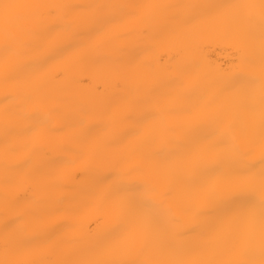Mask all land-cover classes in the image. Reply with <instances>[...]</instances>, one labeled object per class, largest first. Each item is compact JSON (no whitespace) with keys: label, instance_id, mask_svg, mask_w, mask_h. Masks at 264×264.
<instances>
[{"label":"snow or ice","instance_id":"6c2138e0","mask_svg":"<svg viewBox=\"0 0 264 264\" xmlns=\"http://www.w3.org/2000/svg\"><path fill=\"white\" fill-rule=\"evenodd\" d=\"M178 18L195 23L161 24ZM208 40L235 49L228 69L204 67L190 55ZM161 43L175 51L163 69L146 58L109 55ZM92 56L114 73L122 96L110 118L129 125L119 140L93 137L85 146L81 158L92 178L76 205L61 209L64 221L52 223L44 194L54 180L33 164L51 117L48 83L64 74L51 71L52 61ZM0 67L6 85L14 69L28 72L23 107H6L3 117L0 264H264V0H0ZM161 70L169 95L189 104L144 89ZM146 96L153 103L137 111ZM20 135L25 155L17 157ZM85 219L96 227L85 232Z\"/></svg>","mask_w":264,"mask_h":264},{"label":"bare ground","instance_id":"6f19581e","mask_svg":"<svg viewBox=\"0 0 264 264\" xmlns=\"http://www.w3.org/2000/svg\"><path fill=\"white\" fill-rule=\"evenodd\" d=\"M9 2H46V3H94L118 2L138 3L143 0H9ZM163 3L185 4H224L231 0H155ZM195 22L187 18L162 21V26L170 29L188 27ZM195 57L207 68L228 69L236 57L235 49L227 42L208 40L201 43L190 55ZM117 61L146 58L163 69L171 64L175 58L174 49L161 43L151 51L146 52L144 45L135 49H125L109 54ZM52 72L63 70V76L48 83L49 102L47 112L51 117L46 125L48 132L43 145L34 150L33 164L40 166L50 175L54 184L44 194V208L52 223L63 222L67 211L71 210L84 196L85 189L93 173L85 171L86 164L81 158L85 146L93 137L119 140L129 121L123 118H110L112 111L122 103V96L114 84V73L110 68L103 66L95 56L85 58L79 62L62 59L52 61ZM16 79L6 85L3 69L0 67V194L3 191V153L5 142L4 111L8 107L15 111L23 107V98L27 91L26 80L28 72L23 67L14 69ZM172 85L167 74L161 70L145 83L144 89H155L162 93L166 99L177 105H187L191 101L183 96L169 95ZM11 94V99L5 101V93ZM153 103L151 96L134 105L139 111L146 105ZM85 107L87 111H85ZM41 113V116L45 115ZM84 120L86 123L82 124ZM26 138L17 137L21 146L16 153L17 157L25 155L23 145ZM4 209L2 195H0V230L3 225ZM192 224L193 220H186ZM80 227L87 232L89 225L87 219L83 220Z\"/></svg>","mask_w":264,"mask_h":264}]
</instances>
